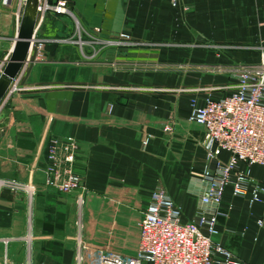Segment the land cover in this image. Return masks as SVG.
I'll return each instance as SVG.
<instances>
[{"label":"crops","instance_id":"0c3cea01","mask_svg":"<svg viewBox=\"0 0 264 264\" xmlns=\"http://www.w3.org/2000/svg\"><path fill=\"white\" fill-rule=\"evenodd\" d=\"M68 3L72 16L47 13L37 22L16 78L21 90L0 111V179L36 187L31 204L0 191V264H75L78 223L86 242L111 243L126 254L160 189L184 223L195 221L204 209L206 160L204 130L187 120L191 103L227 95L233 69L258 65L264 51V0H184L178 9L168 0ZM16 8L13 0L0 11V70L15 42ZM121 33L132 42L118 44ZM167 122L170 134L163 132ZM52 136L77 143L81 216L75 194L44 185ZM254 173L263 175L260 168ZM221 208L216 241L245 263L264 264V226L257 224L264 205L250 206L227 190Z\"/></svg>","mask_w":264,"mask_h":264},{"label":"built area","instance_id":"2783aa9c","mask_svg":"<svg viewBox=\"0 0 264 264\" xmlns=\"http://www.w3.org/2000/svg\"><path fill=\"white\" fill-rule=\"evenodd\" d=\"M12 1L0 0V11L9 9ZM168 1L172 8L178 9L184 0ZM25 4L26 0H17L18 24ZM183 10L187 11L188 6H183ZM37 12L38 23L47 13L71 14L68 0H56L53 4L49 0H38ZM131 42L129 34L119 35L118 44ZM42 46V43L36 45L38 49ZM9 57L10 54L4 63ZM233 72L236 83L227 95L219 99L208 97L201 105L192 102L188 113V122L204 130L200 144L206 160L202 171L205 190L200 198L204 209L198 212L196 220L184 223L171 197L164 190L154 191L137 225L135 252L120 253L111 243L101 247L91 245L81 236L82 224L78 223L80 233L76 237L75 264H248L236 258L216 238L220 234L218 219L224 217L221 207L227 190L233 197L247 200L250 206L264 205V51L258 65H240ZM16 78L0 102V111L11 96L21 90ZM163 132H172L169 122L164 125ZM77 148L70 136L50 137L43 174L48 188L63 195L75 194L81 216L85 187L82 176L75 169ZM255 168L263 171L261 178L255 175ZM1 190L24 195L29 204L36 194L33 184L14 180L0 179ZM257 224L264 226L262 220Z\"/></svg>","mask_w":264,"mask_h":264},{"label":"water","instance_id":"95a60500","mask_svg":"<svg viewBox=\"0 0 264 264\" xmlns=\"http://www.w3.org/2000/svg\"><path fill=\"white\" fill-rule=\"evenodd\" d=\"M37 6L38 0H26L10 57L0 74V102L28 59L34 39Z\"/></svg>","mask_w":264,"mask_h":264},{"label":"rangeland","instance_id":"374dc122","mask_svg":"<svg viewBox=\"0 0 264 264\" xmlns=\"http://www.w3.org/2000/svg\"><path fill=\"white\" fill-rule=\"evenodd\" d=\"M189 10H190V6H188V10L187 11H185V10H183L182 9V11L183 12H189ZM71 15V14H70ZM72 16V15H71ZM34 40V39H33ZM235 76V75H234ZM236 79V78H235ZM44 185H45V183H44ZM47 187V186H46ZM51 189V188H50ZM83 211V210H82ZM138 225V224H137ZM138 226H136L135 227V231H133V232H137L138 231V228H137ZM138 243V242H137ZM92 245H94L93 243H92ZM94 246H96V247H101L100 245H94ZM135 248L134 247H132V246H129V247H127L126 248V254H130V253H133V252H135L136 250H137V245L135 244Z\"/></svg>","mask_w":264,"mask_h":264},{"label":"bare ground","instance_id":"6f19581e","mask_svg":"<svg viewBox=\"0 0 264 264\" xmlns=\"http://www.w3.org/2000/svg\"><path fill=\"white\" fill-rule=\"evenodd\" d=\"M174 9V8H173ZM37 18H38V12H37V15H36V22H35V30H36V25H37ZM19 23H20V21H19ZM18 26H19V24H18ZM32 44H33V42L31 43V46H32ZM14 45V44H13ZM31 49V48H30Z\"/></svg>","mask_w":264,"mask_h":264}]
</instances>
